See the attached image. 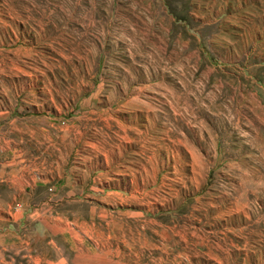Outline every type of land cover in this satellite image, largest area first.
I'll use <instances>...</instances> for the list:
<instances>
[{"label":"rangeland","instance_id":"obj_1","mask_svg":"<svg viewBox=\"0 0 264 264\" xmlns=\"http://www.w3.org/2000/svg\"><path fill=\"white\" fill-rule=\"evenodd\" d=\"M0 146V264H264V0H0Z\"/></svg>","mask_w":264,"mask_h":264},{"label":"crops","instance_id":"obj_2","mask_svg":"<svg viewBox=\"0 0 264 264\" xmlns=\"http://www.w3.org/2000/svg\"><path fill=\"white\" fill-rule=\"evenodd\" d=\"M23 159L24 154L21 155L9 146L6 148L0 146V247L2 248L18 246L22 242L18 233L25 232L22 227L9 225V221H14L16 215L12 211V204L18 202L20 210L25 211L26 199L30 198L33 184L36 189L43 188L32 180L31 168Z\"/></svg>","mask_w":264,"mask_h":264}]
</instances>
